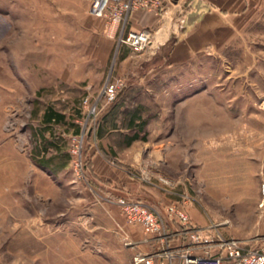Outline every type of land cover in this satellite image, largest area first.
I'll return each mask as SVG.
<instances>
[{"label": "rangeland", "instance_id": "374dc122", "mask_svg": "<svg viewBox=\"0 0 264 264\" xmlns=\"http://www.w3.org/2000/svg\"><path fill=\"white\" fill-rule=\"evenodd\" d=\"M89 6L0 0V264H182L177 211L215 241L264 246V3L186 66L170 64L173 36L154 45L149 25L152 44L136 49L121 37L146 26L111 35ZM98 138L120 144L140 201L173 208L160 235L129 224L130 197L94 175Z\"/></svg>", "mask_w": 264, "mask_h": 264}, {"label": "crops", "instance_id": "0c3cea01", "mask_svg": "<svg viewBox=\"0 0 264 264\" xmlns=\"http://www.w3.org/2000/svg\"><path fill=\"white\" fill-rule=\"evenodd\" d=\"M163 2L165 7L160 15L141 9L133 11L129 21L142 27L149 25L156 27L157 32L164 28L165 42L160 43L165 44L172 36L174 37L169 53L170 64L186 66L193 63L197 53L214 49L220 42H225L227 37L234 33L238 20L246 16L252 8L263 4L264 0H163ZM178 15H181V18H178ZM174 17L179 19L178 23L173 21ZM97 140L102 142V147H98L92 156L94 175L104 180L106 185L120 187L122 193L130 198L144 199L146 191L137 187V183L126 180L125 172L122 173L115 162L117 159L121 160L120 156L123 154L120 144L107 143L103 138ZM133 143L126 147L134 145ZM129 160L139 162L140 158L136 154L126 155L125 161Z\"/></svg>", "mask_w": 264, "mask_h": 264}, {"label": "built area", "instance_id": "2783aa9c", "mask_svg": "<svg viewBox=\"0 0 264 264\" xmlns=\"http://www.w3.org/2000/svg\"><path fill=\"white\" fill-rule=\"evenodd\" d=\"M163 5V0H90L89 14L106 20L109 25L108 32L115 35L118 28L130 19L133 11L144 9L158 14ZM153 38L154 31L146 26L139 31H130L126 37H121V42L143 50L152 44ZM123 87L124 83L122 84ZM107 93L111 102H114L118 97V91L114 85L107 88ZM119 203L126 213L127 222L141 225L148 235H160L165 227H170L168 222L173 220L169 212V210L173 211V208L166 210L165 217L160 211L151 208L140 200L121 197ZM177 215L182 229L175 231L174 234L182 240H189L188 245H185V241L183 243L180 254L183 258L182 264H264V246L258 249H244L236 240L215 241L204 230L193 225L184 211H177ZM213 247L219 251L212 253L210 249ZM195 248L204 249V254H193L192 250ZM160 256L159 254H138L135 256V261L137 263L155 264V260L159 259ZM175 256L170 255L171 260Z\"/></svg>", "mask_w": 264, "mask_h": 264}, {"label": "trees", "instance_id": "16d2710c", "mask_svg": "<svg viewBox=\"0 0 264 264\" xmlns=\"http://www.w3.org/2000/svg\"><path fill=\"white\" fill-rule=\"evenodd\" d=\"M64 118V115L62 113H58L55 111H49L46 114V122H61ZM134 138H136V136L130 138V140H133Z\"/></svg>", "mask_w": 264, "mask_h": 264}, {"label": "bare ground", "instance_id": "6f19581e", "mask_svg": "<svg viewBox=\"0 0 264 264\" xmlns=\"http://www.w3.org/2000/svg\"><path fill=\"white\" fill-rule=\"evenodd\" d=\"M166 31L168 32V30H166ZM163 33H164V28H162L159 32H157V40L154 43V45H157V43L160 42V41H163V42L165 41L164 36H163ZM109 101L111 102V100H109Z\"/></svg>", "mask_w": 264, "mask_h": 264}]
</instances>
